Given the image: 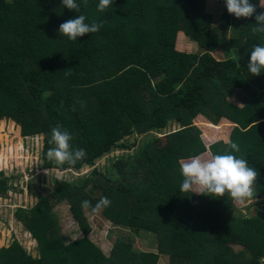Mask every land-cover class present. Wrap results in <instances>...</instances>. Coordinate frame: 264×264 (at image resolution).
<instances>
[{"label":"trees","instance_id":"16d2710c","mask_svg":"<svg viewBox=\"0 0 264 264\" xmlns=\"http://www.w3.org/2000/svg\"><path fill=\"white\" fill-rule=\"evenodd\" d=\"M205 1L114 0L99 12V0H76L80 11L75 12L62 0H0V131L7 121L22 137L40 135L43 169L49 171L57 169L46 158L57 125L69 131L73 149L86 152L60 172L92 167L105 153L120 151L104 171L92 167L71 181L51 177V191L35 193L36 203L16 214L36 241L38 257L14 241L0 249V264H156L159 255L168 264H264V231L204 233L210 211L230 212L227 193L221 198L180 191L179 162L205 151L232 154L264 169V73L253 76L247 69L253 47L264 46V33L251 31L264 7L250 0L256 13L237 19L223 6L216 20L205 11ZM77 15L103 27L70 41L58 33L59 26ZM227 30L233 33L228 48L234 58L214 59ZM179 32L197 52L175 49ZM232 89L243 92L239 104L230 100ZM197 116L212 125L228 121L227 142L240 151L221 141L206 148L192 124ZM169 123L178 129L164 133L160 142L157 135ZM148 134L136 146V138ZM12 177L0 172V197L7 195ZM255 189L264 192L262 183ZM101 197L111 201L100 210L102 217L133 235L154 234L156 252L115 241L105 256L88 237L81 207L85 200L94 207ZM63 200L83 234L69 243L52 213Z\"/></svg>","mask_w":264,"mask_h":264},{"label":"rangeland","instance_id":"374dc122","mask_svg":"<svg viewBox=\"0 0 264 264\" xmlns=\"http://www.w3.org/2000/svg\"><path fill=\"white\" fill-rule=\"evenodd\" d=\"M260 2L263 4L261 5ZM260 6H264V0H260ZM225 6L224 0H206L205 11L211 13L218 20L222 7ZM217 25L214 22L213 26ZM233 36L230 30L223 33L221 41L216 46L215 51L211 54L214 59L223 60L226 58H234V52L228 48V38ZM175 49L181 52L195 53L197 49L195 45L187 40L182 33H177L175 38ZM142 97H146L145 91L142 88H138ZM230 100L234 103H238L242 97L243 92L239 89H232L230 91ZM239 104V103H238ZM192 124L195 125L200 131V138L207 148L208 145L215 141L227 142L228 133L231 128V124L225 119H220L216 125H212L207 122L203 117L197 116L193 119ZM216 126L217 128L210 127ZM0 131V172L4 171L6 174L12 173V179L7 181V186L10 187L8 193L4 197H0V249L2 247H8L14 241H18L19 244L32 256L38 257L37 243L17 219L16 214H19L20 209L31 208L38 200L35 193H49L51 191L50 178H58L57 172L46 171L43 169V161L41 160V136L36 135L32 137H22L15 133L14 127L11 128L9 123L5 121ZM178 126L174 123H169L168 126L157 135V138L162 142L163 134L175 131ZM150 137L148 135H141L136 138V146H139L142 142ZM18 146V148H16ZM126 151L125 153H129ZM120 151L115 150L110 153H105L102 158L97 159L92 167L99 168L101 171L105 170L110 160L114 159ZM205 151L202 154H207ZM181 160L179 162L181 166ZM91 166L84 165L78 171H62L59 178L66 180H73L76 178L84 177L91 169ZM263 185V184H262ZM33 187V189H29ZM195 194V193H193ZM256 189L254 188V196L256 195ZM197 195V194H195ZM264 200V198H263ZM255 204L251 209L246 210L244 213H240L239 210H243L242 205L231 202V210L225 215L217 213L215 210L210 211L207 215L210 216L203 219V230L205 234H217L220 232L233 233L237 236V232L240 227H244L246 224L239 222L241 219H263L264 220V201L262 198H255L252 200ZM248 206V205H247ZM83 214L86 218V223L90 228L88 235L89 239L101 250L105 256H110L113 244L115 241L128 242L132 244L133 249L137 251L156 252L155 237L152 233H147L145 236L142 232H137L136 235L130 233L126 228L116 227L113 224L105 220L100 211L93 213L89 210H83ZM255 212V213H253ZM52 213L57 219L60 235L63 238L64 243L79 239L83 236L77 223L70 216L68 211V205L63 200L57 203L52 208ZM213 215H216L214 218ZM259 215V217H258ZM246 216V217H245ZM215 219H218L221 225L216 224ZM232 246L237 252L240 250L239 246ZM156 264H168L166 256L159 255ZM262 264V263H260Z\"/></svg>","mask_w":264,"mask_h":264},{"label":"clouds","instance_id":"9594fccd","mask_svg":"<svg viewBox=\"0 0 264 264\" xmlns=\"http://www.w3.org/2000/svg\"><path fill=\"white\" fill-rule=\"evenodd\" d=\"M224 2L228 14L237 19L251 18L256 13V6L250 0H224ZM113 3L114 0H99L97 10L103 12L110 6L112 7ZM62 5L69 11H80V6L76 0H62ZM85 21L84 15H77L75 18L60 24L58 33L66 36L70 41L76 42L79 37L96 33L103 27L102 22L87 23ZM255 21L256 23L251 29L252 33H264V11L255 15ZM247 69L253 76H260L264 73V46L256 45L253 47L249 55ZM72 139L69 131L60 125L51 129V138L48 143L54 146L48 148L46 158L57 166L54 172H57L58 178L60 176L59 170L64 165L74 166L86 156L84 149H73ZM227 143L232 151H240L236 143L231 141ZM180 171L183 176V182L180 186L181 192L221 198L227 193L229 198L239 205H244L246 202L255 199V182L260 175L255 167L248 165L246 159L237 158L232 154H213L211 152L194 155L182 161ZM110 204L111 201L107 197H101L94 207L88 200L82 201L81 207L84 209L91 208V211L96 213L102 208L110 206Z\"/></svg>","mask_w":264,"mask_h":264},{"label":"crops","instance_id":"0c3cea01","mask_svg":"<svg viewBox=\"0 0 264 264\" xmlns=\"http://www.w3.org/2000/svg\"><path fill=\"white\" fill-rule=\"evenodd\" d=\"M260 4L262 5L263 3L262 2H260ZM262 7H264V6H262ZM251 167V166H250ZM257 169V168H256ZM258 170V172H259V177L257 178V180H256V182H255V185H257L258 183H262L263 184V186H264V169L263 170H260V169H257ZM255 198H262V201H264L263 200V198H264V192H263V194H256L255 196H254ZM233 203L235 204V202L233 201ZM253 204H255L254 202H252V200L250 201V202H246L244 205H242V207H243V210H239V212L240 213H244L246 210H248V209H251V207L253 206ZM248 205V206H247ZM253 213H255V212H253ZM219 216H221V215H219ZM213 217L215 218L216 217V215H213ZM246 217V216H245ZM210 218V216L209 217H207L206 219H209ZM215 221H216V224H218V225H221V224H223V223H221L218 219H215ZM239 222H243V223H245L246 225L244 226V227H240L239 228V230H238V232H237V234L239 233V231L242 229V228H247L251 233H253V234H257V233H259V232H262V231H264V220L263 219H257V218H252V219H247V218H245V219H241ZM230 234H232L233 235V233H230ZM101 249V248H100ZM234 250V249H233ZM235 251V250H234ZM103 252V251H102Z\"/></svg>","mask_w":264,"mask_h":264}]
</instances>
